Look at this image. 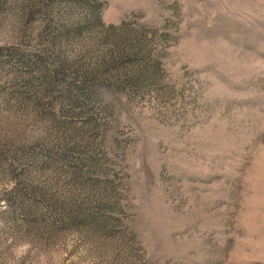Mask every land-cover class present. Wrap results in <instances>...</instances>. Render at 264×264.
Returning <instances> with one entry per match:
<instances>
[{
	"label": "rangeland",
	"instance_id": "obj_1",
	"mask_svg": "<svg viewBox=\"0 0 264 264\" xmlns=\"http://www.w3.org/2000/svg\"><path fill=\"white\" fill-rule=\"evenodd\" d=\"M0 264H264V0H0Z\"/></svg>",
	"mask_w": 264,
	"mask_h": 264
}]
</instances>
